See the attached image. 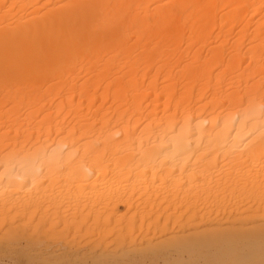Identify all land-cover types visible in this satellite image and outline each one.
Segmentation results:
<instances>
[{
	"label": "bare ground",
	"instance_id": "bare-ground-1",
	"mask_svg": "<svg viewBox=\"0 0 264 264\" xmlns=\"http://www.w3.org/2000/svg\"><path fill=\"white\" fill-rule=\"evenodd\" d=\"M34 245L264 264V0H0V251Z\"/></svg>",
	"mask_w": 264,
	"mask_h": 264
},
{
	"label": "rangeland",
	"instance_id": "rangeland-1",
	"mask_svg": "<svg viewBox=\"0 0 264 264\" xmlns=\"http://www.w3.org/2000/svg\"><path fill=\"white\" fill-rule=\"evenodd\" d=\"M75 221H78V219L76 220V219H74ZM16 230V229H15ZM14 231V230H13ZM17 231H19V230H17ZM16 231V232H17ZM11 233H13V232H11ZM10 233V234H11ZM15 234V233H14ZM13 234V235H14ZM53 245L52 246H50V244L48 245V246H50V247H48V248H50V249H52V248H54L55 246L57 247V245H58V247H62L63 246V244L64 243H62V242H60L59 244H54V243H52ZM55 245V246H54ZM35 246V247H34ZM33 246V248H32V246H30V247H28V249H30L31 251H33V252H30L29 253V251H26L27 250V248H25V249H22V250H20V251H16V252H14V251H10L9 252V250H4V252H3V250L2 251H0L1 253H0V264H18L19 262H21L20 264H22V263H25V264H29L28 263V261H30V264H33L32 262H34V264H39V262H40V259L38 260L39 262H36V260L37 259H35L36 257L35 256H37V257H40L41 256V254H40V250L37 252V250L39 249V247H38V245H37V247H36V245H34ZM38 248V249H37ZM50 249H47L46 248V250H50ZM8 251V252H7ZM24 251V252H23ZM25 251H26V253H25ZM34 251H36L37 253H38V255H36V254H34ZM13 252H14V254H13ZM33 254V255H32ZM28 255H30V257L32 256V258H28L29 256ZM16 256H18V257H16ZM20 257H22V259L17 263V260H19V258ZM70 257H72V256H70ZM74 257V256H73ZM18 258V259H17ZM55 258V257H54ZM53 257H48V262L49 261H51L52 259H54ZM57 258V257H56ZM59 258V257H58ZM23 259H26V261L24 262L23 261ZM28 259H30V260H28ZM73 259V258H72ZM72 259H70L69 258V262L71 261L72 263H69V264H77V260L75 259V257H74V260L72 261ZM34 260V261H33ZM58 260V259H57ZM62 260H65L64 262H66L67 260H68V258H62L61 260H60V258H59V261H61V262H63ZM46 261H47V259H46ZM45 261V262H46ZM59 261H58V263L57 264H59ZM74 261H76V263H74ZM27 262V263H26ZM45 262H43L42 261V263H45ZM52 262V263H51ZM51 262H49V263H51V264H55L56 263V259H55V261L54 260H52ZM55 262V263H54ZM107 262H109V263H107ZM106 262V264H110V261H107ZM41 263V262H40ZM41 263V264H42ZM49 263H45V264H49ZM112 264H114L113 262H111ZM60 264H62V263H60ZM66 264H68V261L66 262ZM103 264H105V263H103Z\"/></svg>",
	"mask_w": 264,
	"mask_h": 264
}]
</instances>
